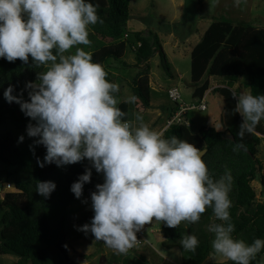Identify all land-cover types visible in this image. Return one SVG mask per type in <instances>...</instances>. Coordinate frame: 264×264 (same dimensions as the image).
I'll list each match as a JSON object with an SVG mask.
<instances>
[{
	"label": "clouds",
	"instance_id": "1",
	"mask_svg": "<svg viewBox=\"0 0 264 264\" xmlns=\"http://www.w3.org/2000/svg\"><path fill=\"white\" fill-rule=\"evenodd\" d=\"M97 7L89 0H0V58L27 63L31 57L34 64L47 68L38 73V82H26L25 90L31 89L28 100L22 93L14 95L13 85L3 92L6 102H16L35 121L26 132L37 138L34 145L46 148L39 166L88 159L92 167L70 188L76 198L90 182L92 168L103 174V183L91 193V222L78 230L91 232L119 253L133 247L136 232L153 219L176 228L182 221L198 222L210 207L223 222L209 225L214 251L235 264H250L264 249V239L249 244L232 236L231 171L214 179L202 159L203 150L193 143L175 135L163 138V132L146 124L133 131L117 106L119 84L108 81L104 67L76 47L91 44L89 25L103 23ZM232 95L238 100L233 111L243 118L237 133L242 140L264 119V94L253 95L247 87ZM135 100L130 95L124 102ZM55 188L54 181H39L36 192L47 198ZM180 244L194 252L199 240L187 234Z\"/></svg>",
	"mask_w": 264,
	"mask_h": 264
},
{
	"label": "trees",
	"instance_id": "2",
	"mask_svg": "<svg viewBox=\"0 0 264 264\" xmlns=\"http://www.w3.org/2000/svg\"><path fill=\"white\" fill-rule=\"evenodd\" d=\"M131 1L89 0L98 6L97 15L103 23L98 21L88 26L91 44L85 51L91 54L93 62L104 67L106 79L117 83L113 72L119 70L116 62L122 63L123 67H132L124 60L126 52L131 50L136 60L134 67L138 69L131 84L132 95L144 107L151 108L150 59L159 54L164 68L171 72L165 62L159 34L149 30L144 35L142 31L129 29ZM46 70L45 66L34 64L31 57L27 63L20 59L9 62L0 58V188L11 184L17 190L0 195V254L16 255L18 264H79L72 257L67 240L69 207L96 191L95 186L104 181L103 174L92 168L90 182L84 184L82 196L76 198L70 190L71 185L86 168L92 167L90 161L84 159L60 167L55 163L40 167L37 161H43L46 148L33 142L21 146L15 136L17 131L26 129L31 118L24 115L19 104L8 103L3 96L4 90L13 85V94L22 93L23 99L28 100L31 89L25 90L26 82H38V73ZM211 77L223 82L210 92L217 94L223 102L225 127L219 130L215 126L203 125L193 133L192 126L175 124L165 130L163 138L175 135L197 148L207 149L202 159L214 179L223 176L226 169L231 171L233 181L229 198L232 204L229 212L235 225L232 236L251 244L257 238L264 239V202L258 201L252 186L253 181L260 180L264 196V166L258 157L260 135L264 136V119L257 124L254 134L245 133L241 140L237 133L243 118L233 111L238 100L232 94H237L233 86L241 77L248 79L253 95L264 94V28L245 20L235 24L229 19H215L191 52L193 99H201L209 91ZM115 95L119 101L120 88ZM117 106L126 113L122 121H130L128 111L119 103ZM176 110L173 107L171 115ZM241 143L243 147L237 148ZM39 181L55 182L56 188L49 197L44 198L36 192ZM214 218L209 207L198 222L182 221L176 228L164 223L161 228L164 246L178 247L184 264H204L212 253L214 233L208 229ZM187 234H194L199 240L194 252L184 250L180 244ZM263 255L264 249L250 264H262ZM124 264H129L128 259ZM227 264L235 262L229 260Z\"/></svg>",
	"mask_w": 264,
	"mask_h": 264
},
{
	"label": "rangeland",
	"instance_id": "3",
	"mask_svg": "<svg viewBox=\"0 0 264 264\" xmlns=\"http://www.w3.org/2000/svg\"><path fill=\"white\" fill-rule=\"evenodd\" d=\"M130 14L131 19L128 24L130 30L142 31L144 35H147L149 30H154L159 34L166 57L165 62L171 72L170 74L164 68L159 54L150 59L152 107L146 108L139 100L135 104L124 102L128 96L132 95L131 84L137 76L138 69L134 67L136 63L134 53L128 50L124 58L125 62L132 67H123L122 63L116 62L115 66L119 67V70L113 72L121 91L119 104L126 105L124 109L130 115L128 119L131 121L130 127L133 131L146 124L149 128L159 132L171 119L174 103L168 97L167 87L170 84L179 88L185 103L195 102L192 98L194 87L191 86V52L215 19H229L235 24L245 20L258 28H264V0H132ZM76 47L84 50L89 48L88 45ZM71 53H75V47ZM210 83L212 89L223 84L222 79L212 77ZM247 87H249L248 79L241 77L234 84L233 89L239 94ZM15 95L19 93L16 92ZM206 102L208 107L206 111H192L190 130L193 133H197L203 125L223 129L222 100L217 94L209 91ZM30 122L35 123V121ZM15 136L21 146L28 145L37 139L29 137L26 129L17 131ZM21 136L24 137L22 141L19 139ZM261 137L258 157L264 166V136L261 135ZM252 186L257 193L258 201L264 202L261 181H253ZM7 188L6 186L5 190ZM9 190H15L14 185ZM1 191L0 188V193ZM93 215L91 194L69 207L67 240L70 253L79 264H124L126 259L129 264H184L181 250L178 247L167 248L163 244L164 237L161 228L164 222L153 219L152 222L143 225L142 233L152 245L140 247L147 252V256H144L137 253L138 249L135 247H131L126 253H119L103 241L95 240L91 232L85 233L78 230L79 226L90 223ZM216 223H222V221L215 217L211 224ZM213 239L214 234L211 247ZM18 260L16 255L0 254V264H18ZM228 261L227 258L216 253L212 247V253L204 264H227ZM262 264H264V255Z\"/></svg>",
	"mask_w": 264,
	"mask_h": 264
},
{
	"label": "built area",
	"instance_id": "4",
	"mask_svg": "<svg viewBox=\"0 0 264 264\" xmlns=\"http://www.w3.org/2000/svg\"><path fill=\"white\" fill-rule=\"evenodd\" d=\"M126 37H128V34L126 35ZM168 97L174 103V106L177 110L173 115H171V119L168 120L167 128L175 124L186 125V126L191 127L192 124H191L190 119L188 118L189 113L194 110L206 111L208 109L207 102H206L207 95L201 99L196 100L195 102L188 104L182 100V95H181L179 88L172 87L168 90ZM6 186L8 187L6 190L5 188L1 189L2 190L0 193L1 195L5 191H11L9 190V188H11V184H7ZM16 191L17 190L15 189L12 192H16ZM136 237H137V242L133 245L135 249H140V247L144 245H151L149 241L143 235L142 228L138 232H136Z\"/></svg>",
	"mask_w": 264,
	"mask_h": 264
},
{
	"label": "crops",
	"instance_id": "5",
	"mask_svg": "<svg viewBox=\"0 0 264 264\" xmlns=\"http://www.w3.org/2000/svg\"><path fill=\"white\" fill-rule=\"evenodd\" d=\"M200 42V41H199ZM198 42V43H199ZM197 43V44H198ZM196 46V45H195ZM179 74V73H178ZM152 87V86H151ZM172 87H175V85H172V84H170L168 87H167V91L170 89V88H172ZM153 89V88H152ZM212 89V87L209 89V91ZM209 91H207L206 93H205V95L204 96H206L207 95V93L209 92ZM194 92V91H193ZM193 92H192V98H193ZM193 100H195V99H193ZM136 101L137 100H135V102L134 103H132V104H135L136 103ZM196 101V100H195ZM127 104V103H126ZM122 107H125L126 105L125 104H120ZM125 105V106H124ZM175 107V106H174ZM192 115V113L189 115V119H190V116ZM130 122V126H131V121H129ZM167 129V124L159 131V132H165V130ZM155 232H157V231H155ZM164 241V240H163ZM175 248H177V247H175ZM171 251H173L174 249H170ZM137 253H139L140 255H144V256H147V252L143 249V248H140V249H138L137 250ZM167 259H169V258H167Z\"/></svg>",
	"mask_w": 264,
	"mask_h": 264
},
{
	"label": "water",
	"instance_id": "6",
	"mask_svg": "<svg viewBox=\"0 0 264 264\" xmlns=\"http://www.w3.org/2000/svg\"><path fill=\"white\" fill-rule=\"evenodd\" d=\"M222 124H223V127H225V126H224V119H223V118H222ZM260 136H261V135H260ZM231 139L234 140V137H231ZM203 153H204V154H203V156H204V155L207 153V149H204V150H203ZM203 156H202V158H203Z\"/></svg>",
	"mask_w": 264,
	"mask_h": 264
}]
</instances>
